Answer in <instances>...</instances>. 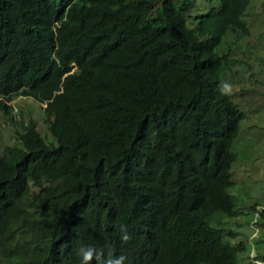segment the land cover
Listing matches in <instances>:
<instances>
[{
  "label": "trees",
  "instance_id": "1",
  "mask_svg": "<svg viewBox=\"0 0 264 264\" xmlns=\"http://www.w3.org/2000/svg\"><path fill=\"white\" fill-rule=\"evenodd\" d=\"M250 3L0 0V108L32 98L52 136L0 144V264H240L215 216L237 214Z\"/></svg>",
  "mask_w": 264,
  "mask_h": 264
},
{
  "label": "rangeland",
  "instance_id": "2",
  "mask_svg": "<svg viewBox=\"0 0 264 264\" xmlns=\"http://www.w3.org/2000/svg\"><path fill=\"white\" fill-rule=\"evenodd\" d=\"M245 19L250 35L240 40L238 48L232 52L238 72L229 73L225 82L226 92L245 115L235 143L237 161L232 169L234 186L230 189L237 214L228 217L218 213L215 217H221L222 228L237 234L233 238L226 235L227 242L243 243L244 250L238 257L240 264H264L261 257L264 255V228L253 226L255 220L259 224L264 221L256 215L257 208L264 210V0H251ZM6 104L10 111L0 108L2 147L15 144L21 123L31 119L37 122L45 140L52 141L42 104L22 96L13 97ZM211 224L219 226L217 221Z\"/></svg>",
  "mask_w": 264,
  "mask_h": 264
},
{
  "label": "clouds",
  "instance_id": "3",
  "mask_svg": "<svg viewBox=\"0 0 264 264\" xmlns=\"http://www.w3.org/2000/svg\"><path fill=\"white\" fill-rule=\"evenodd\" d=\"M92 252L91 249H89L87 252L84 253V260H89L91 259Z\"/></svg>",
  "mask_w": 264,
  "mask_h": 264
}]
</instances>
